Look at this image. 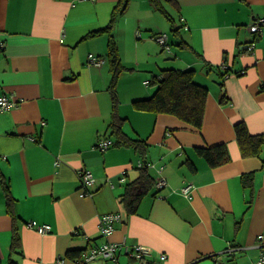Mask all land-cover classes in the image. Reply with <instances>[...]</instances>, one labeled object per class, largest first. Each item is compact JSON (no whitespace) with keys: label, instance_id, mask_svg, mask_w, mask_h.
I'll list each match as a JSON object with an SVG mask.
<instances>
[{"label":"crops","instance_id":"crops-1","mask_svg":"<svg viewBox=\"0 0 264 264\" xmlns=\"http://www.w3.org/2000/svg\"><path fill=\"white\" fill-rule=\"evenodd\" d=\"M162 1L174 25L149 0H131L114 27L126 66L117 113L127 135L146 140L142 157L114 145L108 36H89L108 26L121 0H0V96L17 101L0 112V264H54L105 241L123 244L119 264H228L232 255L235 264H253L264 253V155H243L235 131L243 121L251 134H264V24L250 30L264 18V0ZM160 32L169 34L170 51L153 37ZM90 53L104 63L90 64ZM164 68H193L209 87L201 130L134 106L153 95L150 76ZM123 80L131 85L124 96ZM101 139L113 145L102 150ZM220 143L230 155L222 165L211 166L196 150ZM140 160L165 185L129 215L121 199ZM83 169L95 177L88 196L80 194ZM247 173L249 187L242 183ZM187 183L191 197L181 192ZM110 213L122 219L104 235L100 218ZM33 220L52 231L30 227ZM16 232L20 246L13 248ZM137 245L150 250L142 261L132 254Z\"/></svg>","mask_w":264,"mask_h":264},{"label":"trees","instance_id":"trees-1","mask_svg":"<svg viewBox=\"0 0 264 264\" xmlns=\"http://www.w3.org/2000/svg\"><path fill=\"white\" fill-rule=\"evenodd\" d=\"M130 1L131 0H121V8H117L118 10L112 13L108 26L104 29L92 32L89 36H98L101 34H106L108 36L107 57L113 72L110 93L115 108V110H113V119L111 123V134L116 137L114 145L131 146L144 157L148 147L146 140L142 138H132L127 135L122 128V118L117 113V106L119 105L117 83L120 75L126 70V66L121 59L114 34V27L119 16L126 11ZM149 3L174 25L173 18L170 16L162 0H149ZM178 30L179 29L175 26L172 29L173 32H177ZM178 45L185 47L184 41H181ZM149 84H154L157 88L150 97L136 99L134 101V106L138 110L174 115L180 120L201 130L206 111L207 98L209 96V87L197 80L195 69L164 68L161 69L159 73L153 75ZM235 131L243 155H264V134H251L243 121L236 123ZM196 150L211 166L222 165L230 161L229 150L226 143H220L209 147H199ZM145 163L146 165L142 167L139 166V175L136 179L127 184L126 191L121 199L129 215L137 213L143 199L151 193L156 195L161 188L157 186V180L149 171L148 163ZM1 183L6 196L8 211L14 218V197L11 193L9 182L3 179ZM242 183L245 187L252 186V174H244ZM19 246L20 237L16 232L13 238V248ZM84 251L85 250H70L67 253V257L72 258V260L80 261ZM228 264H235L233 255L229 259Z\"/></svg>","mask_w":264,"mask_h":264},{"label":"built area","instance_id":"built-area-1","mask_svg":"<svg viewBox=\"0 0 264 264\" xmlns=\"http://www.w3.org/2000/svg\"><path fill=\"white\" fill-rule=\"evenodd\" d=\"M264 24V18L257 19L253 24L250 26L251 32L258 33L262 29V25ZM155 40L166 50L170 51L171 46L169 44V34L166 32H160L153 36ZM250 50L255 48L254 42H251L248 45ZM104 59L101 56L95 55L93 53L89 54V63L101 66L104 63ZM17 105V101L8 95H1L0 96V112L10 110L11 108ZM113 145V141L110 139H101L98 142V146L102 150H106ZM146 165L145 162L142 160L139 161V166L142 167ZM149 165V164H148ZM80 194L82 196H88L91 194L90 188L95 184V177L91 170L83 169L80 171ZM165 185V179L161 178L157 182V186ZM193 190V184L187 183L181 187V192L185 194L187 197H191V192ZM122 216L119 213H110L103 215L100 218V230L104 235H108L112 233L115 229L116 223L121 221ZM30 227L37 229L39 232L48 233L52 231L51 224L48 223H40L37 220L30 221L28 223ZM263 237L260 236V239ZM123 244L119 242H103L101 244H95L90 246L87 250H85L82 254L81 260H75L74 263L76 264H87L91 262L100 261L101 259L111 261V264H118L117 262V255L118 252L122 249ZM129 248L126 247V251ZM150 253L149 248L137 245L133 248L132 254L138 260H143L144 257ZM167 258L166 254H160V259L165 260ZM54 264H70L69 258L66 255H59L55 260ZM253 264H264V253H262L259 258Z\"/></svg>","mask_w":264,"mask_h":264},{"label":"rangeland","instance_id":"rangeland-1","mask_svg":"<svg viewBox=\"0 0 264 264\" xmlns=\"http://www.w3.org/2000/svg\"><path fill=\"white\" fill-rule=\"evenodd\" d=\"M175 17H176L175 19L177 20V16H175ZM173 39H174V42L175 41L178 42V40L176 38H173ZM175 48H177V47H175ZM167 54H170V53H167L166 51H164V52L162 51L160 53V55H163L165 57H168ZM152 61H154V59H152ZM131 75H136L137 76L138 72L134 71L133 73H127L126 76H131ZM150 78L152 79V76H150ZM149 87H151L152 89H155V87L157 88V86L154 85V84H151ZM119 89L121 90V95L124 96L125 94H127L131 90V85H130V83L128 81L123 80V82H122L121 86L119 87ZM119 102H120V100H119ZM106 262H107V264H111V261H109V260L106 261Z\"/></svg>","mask_w":264,"mask_h":264}]
</instances>
